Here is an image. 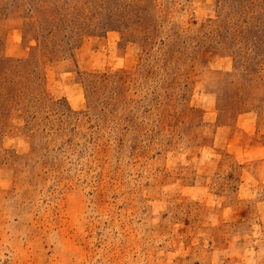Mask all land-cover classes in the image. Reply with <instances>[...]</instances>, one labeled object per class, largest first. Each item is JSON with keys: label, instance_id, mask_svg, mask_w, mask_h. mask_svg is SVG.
Returning <instances> with one entry per match:
<instances>
[{"label": "rangeland", "instance_id": "rangeland-1", "mask_svg": "<svg viewBox=\"0 0 264 264\" xmlns=\"http://www.w3.org/2000/svg\"><path fill=\"white\" fill-rule=\"evenodd\" d=\"M0 264H264V0H0Z\"/></svg>", "mask_w": 264, "mask_h": 264}]
</instances>
